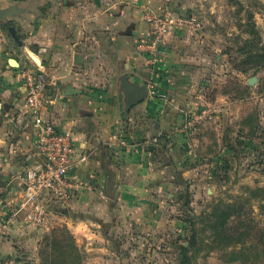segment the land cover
Wrapping results in <instances>:
<instances>
[{
    "label": "rangeland",
    "instance_id": "obj_1",
    "mask_svg": "<svg viewBox=\"0 0 264 264\" xmlns=\"http://www.w3.org/2000/svg\"><path fill=\"white\" fill-rule=\"evenodd\" d=\"M14 1L0 0V8ZM143 1L144 22L154 11L198 23L168 35L188 107L160 144L170 160L158 162L160 189L150 186L143 197V224H104L99 239L90 235L84 245L65 211L36 248L23 252L22 264H264V0ZM22 26L0 20V40L16 48L12 27L24 47ZM170 83L145 84L150 117L169 102ZM142 143L159 145L151 137ZM72 219L78 223L76 214ZM99 242L103 255L94 251Z\"/></svg>",
    "mask_w": 264,
    "mask_h": 264
},
{
    "label": "crops",
    "instance_id": "obj_2",
    "mask_svg": "<svg viewBox=\"0 0 264 264\" xmlns=\"http://www.w3.org/2000/svg\"><path fill=\"white\" fill-rule=\"evenodd\" d=\"M23 1L10 4L24 10L14 16L26 34L24 47L21 41L15 48L0 40V264H22L23 252L36 248L65 211L76 224L80 245L90 235L98 240L96 230L104 224H143L138 215L143 197L150 186L160 189L158 162L170 166V160L164 145L143 147L142 141L167 133L188 107L184 86L175 80L176 43L168 37L165 57L152 66L139 48L148 31L139 7L143 0H117L106 8L103 0ZM12 59L17 67L9 64ZM23 65L45 74L44 116L59 132L70 133L76 155L87 158L72 173L81 190L68 205L50 206V225L44 228L30 227L14 215L20 194L15 176L38 162L32 132H21L10 120L24 97ZM150 81L175 85L163 110L150 117L145 99L126 112L127 85L139 91ZM133 120H139L137 127ZM98 247L94 251L103 255L101 242Z\"/></svg>",
    "mask_w": 264,
    "mask_h": 264
},
{
    "label": "built area",
    "instance_id": "obj_3",
    "mask_svg": "<svg viewBox=\"0 0 264 264\" xmlns=\"http://www.w3.org/2000/svg\"><path fill=\"white\" fill-rule=\"evenodd\" d=\"M144 20L148 31L141 39L139 48L149 66L162 58V47L172 29L196 30L198 27L195 18L178 17L170 13L162 15L149 11L144 15ZM20 76L24 97L10 120L21 132H32L33 156L38 162L26 166L15 176L20 194L14 215L22 217L23 222L30 227L44 228L50 225V206L68 205L81 190L83 184L72 173L87 158L85 155H76L70 133L59 132L45 118L43 110L48 102L45 74L34 66L23 65Z\"/></svg>",
    "mask_w": 264,
    "mask_h": 264
},
{
    "label": "water",
    "instance_id": "obj_4",
    "mask_svg": "<svg viewBox=\"0 0 264 264\" xmlns=\"http://www.w3.org/2000/svg\"><path fill=\"white\" fill-rule=\"evenodd\" d=\"M24 12L21 8H18L15 5H9L7 8H0V20L3 22H8L11 19H15L14 16H18ZM10 34L13 36L14 40L18 43L21 44V42L18 40L16 34H15V29L10 27L8 29ZM135 35L136 33H128L127 35ZM9 64L13 67H17V62L15 60H10ZM255 79L251 78L248 82L249 85H252L254 83ZM126 112H128L132 107L138 105L139 103H142L146 97H147V89L145 86H143L139 91L134 85H127L126 87ZM153 149L152 146L149 147V150L151 151Z\"/></svg>",
    "mask_w": 264,
    "mask_h": 264
},
{
    "label": "trees",
    "instance_id": "obj_5",
    "mask_svg": "<svg viewBox=\"0 0 264 264\" xmlns=\"http://www.w3.org/2000/svg\"><path fill=\"white\" fill-rule=\"evenodd\" d=\"M157 140L159 141V145L161 144V143H164L166 140H167V136H166V134H163L161 137H159V138H157ZM181 250H182V254H183V257H184V255H185V251H186V249L187 248H185L184 246H181V248H180ZM180 264H186V263H184V260L183 261H181V263Z\"/></svg>",
    "mask_w": 264,
    "mask_h": 264
}]
</instances>
